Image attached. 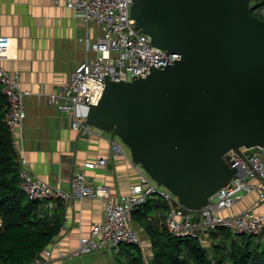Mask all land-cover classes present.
<instances>
[{
  "label": "water",
  "instance_id": "water-1",
  "mask_svg": "<svg viewBox=\"0 0 264 264\" xmlns=\"http://www.w3.org/2000/svg\"><path fill=\"white\" fill-rule=\"evenodd\" d=\"M130 17L180 59L107 80L85 123L117 136L156 185L198 212L237 173L229 151L264 147V20L249 0H131Z\"/></svg>",
  "mask_w": 264,
  "mask_h": 264
},
{
  "label": "built area",
  "instance_id": "built-area-1",
  "mask_svg": "<svg viewBox=\"0 0 264 264\" xmlns=\"http://www.w3.org/2000/svg\"><path fill=\"white\" fill-rule=\"evenodd\" d=\"M59 2L74 12L80 24L85 26L94 22L103 28L101 37L93 42L85 41L86 49L95 53L94 58L75 66L66 84L43 97L45 104L54 106L70 117L74 130L87 135L92 133L93 127L85 123V117L90 106L100 100L107 80L119 82L145 77L152 70L173 64L180 59V55L152 46L149 37L135 29L134 20L130 17L131 0H53L54 5ZM251 14L264 19V5L253 8ZM9 47V39L0 36V86L7 103L3 121L16 151L20 189L30 200L49 211L55 201L67 203L88 198L103 203L101 221L94 224L86 236L79 238L73 251L57 252L58 258L71 259L102 250L118 252L123 245H133L141 251L143 261L147 263L145 247L131 220L133 211L156 195L162 198L166 206L164 227L174 236L193 237L203 242L206 232L219 229L252 235L264 231V217L255 214L250 208L232 216L220 215V212L231 209L243 195L254 189L259 193L260 200H264V147L241 148L243 156L233 151L226 154L230 157L229 167L236 168L237 173L209 198L207 205L196 212L197 219H193L191 213H186L174 195L156 185L143 171L138 183L130 187L128 194L118 199L111 195L105 185L91 184L83 169L104 167L107 163L104 157L83 164L82 170L73 175L67 190L31 176L21 146L22 122L25 118L23 98L30 95V91L20 87L16 72L9 73L1 65L7 59ZM110 142L114 154H124L118 143ZM250 177L259 181L257 187L248 182ZM50 256L51 251L46 247L29 264H43V259Z\"/></svg>",
  "mask_w": 264,
  "mask_h": 264
},
{
  "label": "crops",
  "instance_id": "crops-1",
  "mask_svg": "<svg viewBox=\"0 0 264 264\" xmlns=\"http://www.w3.org/2000/svg\"><path fill=\"white\" fill-rule=\"evenodd\" d=\"M102 35V26L94 22L80 24L74 12L62 2L54 5L53 0H0V36L10 42L7 59L1 65L9 73L16 72L20 87L30 91V95L23 98L25 118L21 135L30 175L67 190L73 175L82 170L83 164L104 157L107 159L104 167L83 171L88 182L105 185L118 199L138 183L142 173L140 166L132 162L128 150L113 134L92 128V133L82 135L71 127L67 114L45 104L43 99L44 94L56 92L68 82L75 66L94 58L95 53L86 49L85 41L93 42ZM111 140L121 146L124 154L113 153ZM248 182L256 187L259 183L254 177L248 178ZM160 201L152 196L151 208L142 218L154 228L163 225ZM249 208L264 217V200H260L256 189L243 195L220 215L232 216ZM57 212L61 214L62 227L46 246L51 256L44 258L43 264H125L128 261L129 251L124 247L118 252L102 250L71 259L58 258L57 252L73 251L79 238L101 221L103 203L88 198L67 203L55 201L51 211L40 207L39 214L53 218ZM191 217L197 219V213H191ZM131 224L145 247V260L149 263V237L134 217ZM257 236L264 242V231ZM207 237L209 241L208 232L204 239Z\"/></svg>",
  "mask_w": 264,
  "mask_h": 264
},
{
  "label": "trees",
  "instance_id": "trees-1",
  "mask_svg": "<svg viewBox=\"0 0 264 264\" xmlns=\"http://www.w3.org/2000/svg\"><path fill=\"white\" fill-rule=\"evenodd\" d=\"M249 3L253 10L264 5V0ZM6 111L0 86V264H29L59 233L62 219L60 212L53 218L40 215V205L20 189L17 156L3 121ZM149 203L150 198L133 211L132 217L149 237L151 262L143 261L136 246L123 245L119 250L124 247L129 251L125 264H264V242L257 235L219 229L208 232L210 245L203 246L196 238L172 235L164 224L154 228L144 223ZM158 206L164 219L166 206L162 199Z\"/></svg>",
  "mask_w": 264,
  "mask_h": 264
},
{
  "label": "rangeland",
  "instance_id": "rangeland-1",
  "mask_svg": "<svg viewBox=\"0 0 264 264\" xmlns=\"http://www.w3.org/2000/svg\"><path fill=\"white\" fill-rule=\"evenodd\" d=\"M114 137H115L116 140H118L117 136L114 135ZM118 141H119V140H118ZM126 149H127V148H126ZM159 189L161 190V188H159ZM156 197H158V198L161 200V197H160L159 195H156ZM151 214H153V212H151ZM210 239H211V238H209V241H208V237H207V239L205 238L204 241L201 242V243L203 244V246H209V245H210ZM260 242H261V241H260ZM87 255H89V254H87ZM82 256H84V255H82Z\"/></svg>",
  "mask_w": 264,
  "mask_h": 264
},
{
  "label": "clouds",
  "instance_id": "clouds-1",
  "mask_svg": "<svg viewBox=\"0 0 264 264\" xmlns=\"http://www.w3.org/2000/svg\"><path fill=\"white\" fill-rule=\"evenodd\" d=\"M143 171V170H142ZM149 177V176H148ZM154 182V181H153ZM162 187V186H161ZM190 213H192V212H190Z\"/></svg>",
  "mask_w": 264,
  "mask_h": 264
}]
</instances>
